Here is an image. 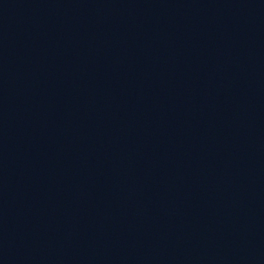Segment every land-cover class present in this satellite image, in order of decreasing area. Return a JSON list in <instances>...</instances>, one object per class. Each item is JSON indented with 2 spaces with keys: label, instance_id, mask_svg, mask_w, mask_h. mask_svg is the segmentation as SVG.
<instances>
[{
  "label": "water",
  "instance_id": "obj_1",
  "mask_svg": "<svg viewBox=\"0 0 264 264\" xmlns=\"http://www.w3.org/2000/svg\"><path fill=\"white\" fill-rule=\"evenodd\" d=\"M0 264H264V0H0Z\"/></svg>",
  "mask_w": 264,
  "mask_h": 264
}]
</instances>
